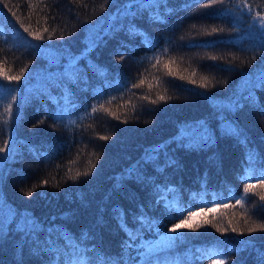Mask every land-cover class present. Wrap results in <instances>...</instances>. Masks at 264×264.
Here are the masks:
<instances>
[{
    "label": "trees",
    "instance_id": "obj_1",
    "mask_svg": "<svg viewBox=\"0 0 264 264\" xmlns=\"http://www.w3.org/2000/svg\"><path fill=\"white\" fill-rule=\"evenodd\" d=\"M130 3L108 0L102 11L104 0H0V121H8L0 145L11 137L12 150L0 154V264H65L78 242L93 260L123 252L128 264H209L200 259L208 249L229 264L264 256V232L247 231L264 222V188L244 179L247 150L264 157L259 24L250 27L240 0ZM245 4L264 16V0ZM13 95L9 118L3 105ZM229 124L243 135H230ZM202 127L209 139L181 137ZM245 183L255 188L237 204ZM173 202L197 213L178 234L168 229L188 211ZM118 210L129 228L148 218L144 247L123 248Z\"/></svg>",
    "mask_w": 264,
    "mask_h": 264
},
{
    "label": "snow or ice",
    "instance_id": "obj_2",
    "mask_svg": "<svg viewBox=\"0 0 264 264\" xmlns=\"http://www.w3.org/2000/svg\"><path fill=\"white\" fill-rule=\"evenodd\" d=\"M216 2H217V0H210L209 4H204L203 6L208 7V6H210V4H214ZM219 2L223 3L224 0H219ZM230 2H232V0H230ZM135 3H136V0H131V3L128 5V7L131 8ZM107 4H108V0H104V4L101 7L102 11L106 10ZM140 7H143V4H141ZM243 7H247L249 17L254 22V24L251 25L250 27L255 26L258 23L259 27L261 29V39L264 40V16H261V14L259 12H257L255 15H252V11H253L252 7L246 5L245 0H240V3L237 5V8H238V10H242ZM193 27H195V25ZM25 31H27V29H25ZM45 31H47V29H45ZM130 31H134V29H130ZM216 31H218V29H216V28L212 29L213 33H215ZM219 31H223V29H219ZM32 35H35L36 39H43L44 38L41 35H36V34H32ZM48 38L50 39L51 37L49 36ZM262 47H264V45H262ZM121 59H123V56H121ZM154 59H158V58L154 57ZM212 59H216V57H212ZM255 59H256V57L253 56L252 60L254 61ZM153 67H154V65H153ZM23 71H24V69L21 70V75H23ZM3 78L5 80H8V81H19L21 77L20 76L4 75ZM70 79H71V77H70ZM203 79L206 80L207 78H203ZM261 83L264 84V76L261 77ZM143 84H144V80L140 79L139 82L136 84H133L132 87L137 88ZM201 86L206 87L208 85L202 84ZM0 99H3L2 95H0ZM112 99H115V98H112ZM145 99H147V97H145ZM159 99L163 101V100H165V97L159 96ZM15 100H16V97L13 95V96H11L10 102L3 105V108H4L3 115H7L9 118H11L13 103L15 102ZM151 102L156 103L155 100H153ZM98 107L103 108L104 105L103 104H101L99 106L93 105L91 114H95L98 111ZM260 110H261V114L264 115V106H262ZM105 111H107V110L105 109ZM64 115H65V110L61 109L60 114L56 117V119L62 120ZM7 122H8L7 120L0 121V123H4V124H6ZM39 123L42 124L43 120H41ZM72 123H74V121ZM36 126L37 125H34V127H36ZM227 131L230 135L237 137V138H240L243 135L242 132L240 131V129L237 126H235L234 124H229L227 126ZM184 136H195L201 140L209 139L207 129L203 128V127L200 130H193V132H191V133H188V132L181 133V137L183 138ZM10 139H11V137H9V139L4 140L3 144L0 145V154H6L2 157L3 160L8 159L7 154H12V150L9 149V140ZM100 139L108 140L109 137L108 136H101ZM243 142L245 144H247V138L246 137L244 138ZM160 151H161V149H159V148L153 149V151L151 153L147 154L148 158L151 159V158L155 157L156 155L159 154ZM96 158L99 159V156H97ZM245 159L247 161V165L244 169V179L256 178L259 180V186L261 188H264V168H258L257 167L258 164L264 165V157H261L258 153L255 152V150L248 149L246 152ZM73 163H74V161H73ZM168 163L174 164L175 162L172 160H169ZM92 167H95V165H92ZM69 171H71V169H69ZM89 174H90L89 171H85L84 173L76 172L75 175H72L69 178L75 181L80 175H89ZM43 183L47 184L48 182L44 181ZM35 188H36V185H34L32 187V189L26 191L24 194L29 196V197L32 196L33 191H35ZM254 188H255V185H253L251 183H245L244 189H243L244 195L241 196L239 199H237L236 203L241 204L242 201H245L246 198L248 197V194L253 192ZM258 195H259V200L261 202H264V194H258ZM168 207L175 208V211H177L181 214L183 213V211H188V215L186 217H184L183 219H180L179 223H174L172 225V227L170 229H168V231L172 232V233L178 234V231H177L178 229L189 227L187 221L191 220L194 215H197V213H194L190 210L182 209L179 205V202H173L172 204H169ZM262 207H264V205H262ZM116 216H117L118 220L124 221L120 225V227L122 230L126 231V235L128 237V239L124 242L123 248L125 250H129L132 248L139 249L141 247H144L143 244H138L137 241L141 239V236L139 234L140 229L143 228L145 221L148 218L146 216H144L143 214L138 215L137 217H135V220L138 221V227L137 228H129L127 220L123 216L121 211L118 210L116 212ZM247 222L248 221H245V223H247ZM21 231L24 232V231H26V229L23 226H21ZM232 231L235 232L236 229L233 228ZM247 231H248V233H253L256 231L264 232V222L253 221L252 226L248 227ZM31 232H32L31 229L27 230L26 234H31ZM164 239L171 242L172 239H174V238L165 235ZM72 247L76 250L77 255L74 258H71V259L65 261V264H128L127 261H124V253L123 252L118 258H112V257H108V256L98 254L95 257V259L93 260L92 258H90L86 255L88 250L82 248L79 242L74 244ZM148 251H151V249H148ZM227 251L231 254L234 250L228 249ZM138 254L139 255H147V252H144V253L138 252ZM200 259L208 260L209 264H229V261L226 258H222L218 254V250H214V249H208L206 252L201 253ZM260 264H264V256L260 257Z\"/></svg>",
    "mask_w": 264,
    "mask_h": 264
}]
</instances>
